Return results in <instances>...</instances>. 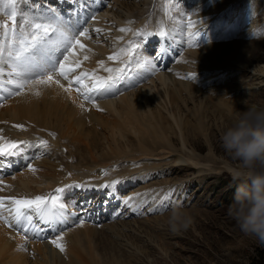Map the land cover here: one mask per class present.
Wrapping results in <instances>:
<instances>
[{"label": "bare ground", "instance_id": "6f19581e", "mask_svg": "<svg viewBox=\"0 0 264 264\" xmlns=\"http://www.w3.org/2000/svg\"><path fill=\"white\" fill-rule=\"evenodd\" d=\"M181 1L184 7L178 6L177 0H21L15 6L0 0V20L9 26L11 21L4 13L14 7L30 14L51 6L69 16L77 8L86 16L84 28L90 36L81 37L84 49L77 47L75 56L69 54V66L80 62V67L69 72L73 83L55 77L68 91L55 82L26 87L20 95L0 91V144L38 143L43 139L50 146L47 150L28 147L17 155L11 165L19 164L20 170L0 179V197L33 198L73 186L63 194V202L68 200L69 206L65 221L59 223L64 228L57 232L63 236L58 243L64 246V252L52 243L41 242L42 238L33 233L25 239L23 231L10 227L13 205L5 200V207L0 209L4 217L0 219V264H132V257L137 258L136 253L141 252L138 246L135 248L136 241H164V227L160 226L168 223L169 215H164L160 193L167 186L163 183L170 184L176 178H156L192 170L190 176L202 181L213 174L226 173L233 178L242 171L241 166L233 168L226 161L214 160L215 149L207 131L220 132L222 120L236 123L240 114L232 108L236 99H229L231 92L264 85V38H250L251 24L227 26L230 15L216 10L211 14L213 9L205 10L201 1ZM245 1L230 5L237 10ZM121 28L130 31L121 32ZM161 30L165 35L158 34ZM145 32L152 35L145 36ZM154 45L155 58L150 56ZM258 47L262 55L255 54ZM117 53L122 54L109 59ZM145 60H151V66ZM255 62L259 64L253 67ZM106 68L122 70L123 78L116 81L112 91L97 96L94 103L85 100L81 92L91 87L92 73L104 78L118 75ZM212 69L247 74L251 82L243 89V84H234L238 76L221 85L197 77L198 71L206 74ZM82 72L89 76L79 85L74 77ZM37 91L38 96L34 94ZM197 136L206 139L205 156L198 154V145L190 140ZM113 181L118 182L115 188L103 187ZM178 183L188 188L187 180ZM129 197L134 198L131 207L124 203ZM116 199L120 201L118 207ZM78 208L89 212L88 222L77 224ZM113 208L116 210L111 211ZM59 225L53 228L57 230ZM47 226L42 230L45 233L52 230ZM47 237L54 239L55 235Z\"/></svg>", "mask_w": 264, "mask_h": 264}, {"label": "rangeland", "instance_id": "374dc122", "mask_svg": "<svg viewBox=\"0 0 264 264\" xmlns=\"http://www.w3.org/2000/svg\"><path fill=\"white\" fill-rule=\"evenodd\" d=\"M200 1L204 4V6H206L205 10L211 11L213 9L211 11V14L216 10V13L230 15V22L227 26L235 24V26L238 28L241 26L240 23H242L244 25L251 24L253 28L257 27L258 25L257 28L264 29V0H246L243 4L239 5V8L237 10L236 7H233L230 4H234L238 0H197V3H199ZM177 2L178 6L179 4H182V6L184 7V1L177 0ZM106 3H104L102 7H107ZM199 5L200 4H198L197 6ZM219 7H223L224 10L218 11L217 9H219ZM261 39L263 38H254L255 41ZM156 49L157 48L154 45L150 56L153 57V55L157 53ZM256 49L257 50H255V54L262 55L263 52L259 50V47ZM258 64V62H255L253 64V67L258 66ZM235 72L236 71L234 70H230L231 74H228L226 70L222 71L218 69H212L209 71H205V73L208 75L203 74L204 72L198 71L197 77H204L205 80L207 78L206 83L215 82V84L221 85L222 83L224 84L225 81L238 76V81L234 84L241 83L243 84L242 88L245 89L246 84L251 82L250 77H248L247 74H244V76H242L240 75V72H237L238 74H236ZM224 75H226L227 77H225ZM245 75H247V78ZM243 93H245V95ZM231 98L236 99V101H233L232 108H234V111H236V113L238 114H241L253 107L258 110H264V85H259L256 88L248 90H241V92L233 91L229 96V99ZM238 117H236V120L238 119ZM231 124H229L225 120H222V123L218 125V127H220L219 129H221L220 132L217 129H209L207 131V139L208 135L210 134L212 137V141L210 139L211 145L213 146V149H215V151L213 152L214 160L226 161L231 167L235 168L241 166L240 161L234 159L224 150L221 140V136H223L222 130L226 132V129H229L233 126ZM203 139L204 138L200 136H197V138L194 139L192 137L190 138V140H193V145L195 142L198 145L199 151L197 152L200 156H205L208 153V145L206 139ZM176 143L178 146L179 143L177 141ZM192 173V170L182 171L176 175L171 174L170 177H161L156 179L159 181H169L176 178L170 184L163 183V185L167 184V186L165 185V190L161 192L162 194L160 193V196L164 199L162 200V203L164 204L163 211H165L164 215H166V213L167 215H170L174 209H182L185 213L193 218V225L186 231H181L177 234H173L169 228L168 223H164L162 226H160L161 229L164 227V236H162L164 241L162 240V238L151 239V242L136 241L137 245L135 248H137L138 246V248L141 249V252L136 253L138 254L136 255L137 258L135 256L132 257V259L134 258V261H131V263L256 264V262L259 261V264H264V246L259 245L255 238L246 236L243 232H241L238 225L236 224V221L228 215L229 205L232 204L237 186L241 181H234L233 178L229 177V175L226 173L218 175L213 174L201 181V179H199L200 177L192 178V176H190ZM10 176L12 175L10 174ZM182 179H185L189 182L188 188L185 189L177 186L179 184L178 180ZM79 188H77L75 192H77ZM170 190H174L175 192H170ZM119 194L120 197H122L124 192H121ZM169 194L170 199H165V197ZM67 201H64V203L66 206H69V203ZM119 202L120 201L118 199L115 203L117 207ZM114 210L116 209L113 208V210L111 211ZM79 213H81V211L77 212V214L75 215V217H77L75 220H79L78 224L87 222V220L84 219L85 214ZM51 240L52 239L50 238L48 239V241H40L51 243ZM26 243V245L30 249L29 242ZM55 250L57 252H60L58 251V249ZM147 252L149 253L148 255ZM123 259L124 258H122V260Z\"/></svg>", "mask_w": 264, "mask_h": 264}, {"label": "snow or ice", "instance_id": "6c2138e0", "mask_svg": "<svg viewBox=\"0 0 264 264\" xmlns=\"http://www.w3.org/2000/svg\"><path fill=\"white\" fill-rule=\"evenodd\" d=\"M7 3L15 6L20 4L21 0H7ZM9 19L11 26L6 21L0 20V91L8 93L9 96L20 95L26 87L48 86L51 82H55L64 91H68L69 89L65 88L55 77L57 75L63 77L69 82V85L73 83L72 80H69V72H74L75 68L80 67V62L76 61L75 67L69 66V54L75 56L74 50L77 47L80 49L86 47L81 42V37L90 39L88 29H77L51 6L47 10L33 11L30 14H25L23 9L14 7L9 13ZM189 23L191 24V22ZM95 31L100 32L101 30L96 29ZM120 31L126 32L130 29L121 28ZM158 34L165 35L163 30ZM144 35L151 36L152 34L145 32ZM121 54L117 53L115 56H110L109 59H116ZM84 59H88V57L85 56ZM100 64L103 66V61ZM145 64L151 66L152 61L145 60ZM143 66L141 65V67ZM105 71L109 73L116 71L118 75L104 78L92 73L91 87L81 92L85 100L94 103L97 96L112 91L116 87V81L123 78L122 70L106 68ZM86 76L89 74L82 72L74 77V80L77 84L83 85L82 78ZM77 91H81L80 88H77ZM34 94L40 95L38 91ZM81 107L83 108V105ZM14 127L23 128L24 126L15 125ZM51 135L55 134L51 133ZM0 139L3 138L0 137ZM28 147L47 150L50 146L43 139L38 143L8 141L6 144H0V167L4 166L3 158L20 155ZM29 168L35 170L31 168V165ZM116 183L118 182L113 181L103 187L115 188ZM69 187L73 186L66 185L64 188L55 189L54 193H49L46 196L37 195L33 198L0 197V209L5 207V200L11 201L13 205L11 211L14 215L13 223L9 226L17 227L23 231L25 239L29 238L28 233H33L36 237L41 235L42 230L36 227L37 222L48 225L55 235V238L50 242L61 252H64V246L58 243L63 240V236L56 233L53 225L65 221L67 210L63 202V194ZM133 199V197H129L124 201L125 205L131 207ZM165 199H170V194ZM155 210L159 211V209ZM67 215L73 214L67 213ZM0 219H4V217L0 215ZM5 222L7 223V220Z\"/></svg>", "mask_w": 264, "mask_h": 264}, {"label": "clouds", "instance_id": "9594fccd", "mask_svg": "<svg viewBox=\"0 0 264 264\" xmlns=\"http://www.w3.org/2000/svg\"><path fill=\"white\" fill-rule=\"evenodd\" d=\"M250 38H264V29L249 28ZM224 150L240 161L242 171L233 175L238 184L228 215L246 236L264 246V110L250 108L221 137ZM193 218L182 209L168 217L173 234L188 230Z\"/></svg>", "mask_w": 264, "mask_h": 264}, {"label": "trees", "instance_id": "16d2710c", "mask_svg": "<svg viewBox=\"0 0 264 264\" xmlns=\"http://www.w3.org/2000/svg\"><path fill=\"white\" fill-rule=\"evenodd\" d=\"M253 262H254V261H253ZM256 264H259V261H257Z\"/></svg>", "mask_w": 264, "mask_h": 264}]
</instances>
